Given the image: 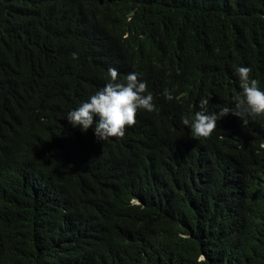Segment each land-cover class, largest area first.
<instances>
[{
    "label": "trees",
    "instance_id": "1",
    "mask_svg": "<svg viewBox=\"0 0 264 264\" xmlns=\"http://www.w3.org/2000/svg\"><path fill=\"white\" fill-rule=\"evenodd\" d=\"M237 65L264 89V0H0V264H264V118L180 122ZM110 66L155 107L101 143L64 117Z\"/></svg>",
    "mask_w": 264,
    "mask_h": 264
},
{
    "label": "clouds",
    "instance_id": "2",
    "mask_svg": "<svg viewBox=\"0 0 264 264\" xmlns=\"http://www.w3.org/2000/svg\"><path fill=\"white\" fill-rule=\"evenodd\" d=\"M71 58L76 60L78 54L73 51ZM248 66L237 65L233 75L238 83L239 91L233 98L232 106L221 105L215 113L208 111L210 98L200 97L196 111L191 117L181 116L180 122L195 137H207L217 127V121L231 114L241 124H248L249 118H264V89L258 81L250 77ZM166 100H172L171 93ZM151 92H146V82L136 71H129L123 80L118 79L114 67L107 69V82L86 101H82L74 109L69 110L64 119L72 128L81 133L90 128L97 142H105L110 138H120L125 134V127L136 122L138 110L152 112L154 104ZM94 117L96 118L94 121Z\"/></svg>",
    "mask_w": 264,
    "mask_h": 264
}]
</instances>
